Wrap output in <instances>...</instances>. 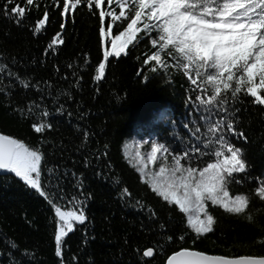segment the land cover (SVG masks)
Returning a JSON list of instances; mask_svg holds the SVG:
<instances>
[{"label": "trees", "instance_id": "obj_1", "mask_svg": "<svg viewBox=\"0 0 264 264\" xmlns=\"http://www.w3.org/2000/svg\"><path fill=\"white\" fill-rule=\"evenodd\" d=\"M37 2L39 8L33 7L19 25L0 11V63L32 84L39 82L40 88H8L6 73L0 78V87L11 92V96L0 94V134L20 139L42 153L45 191L62 209L73 207V197H89L87 221L74 225L75 230L65 238L63 264H166L170 255L184 248L228 258L264 256V201L255 195L264 181V106L252 103V98L245 95L246 87L232 97L234 82L227 93L222 89L221 99L229 102L236 131L246 137L232 138L243 151L247 171L234 175L229 191L247 195L249 206L242 214H232L209 205L215 220L213 232L197 237L188 228L185 215L144 183L125 158L124 149L135 135L172 146L177 155H182L177 135L188 145L200 139L204 143L211 140L207 130L211 125L201 121L193 109V104L199 103L197 95L208 99L214 91L207 71L201 69L197 77L193 70L197 85H192L185 75V62L171 48L161 51L165 67L154 61L145 65L144 60L160 48L153 47L151 38L141 31L126 55L109 58L104 77L95 82L103 51L111 50L110 41L105 43L99 36L100 27L107 30L112 23L111 17H105L103 25L99 19L101 10H109L107 0L101 9L91 11L81 4L66 17L61 15L62 0L60 8L52 0ZM3 3L0 0V9ZM45 7L49 22L41 33L34 34V24L43 17ZM135 7L130 2L129 19L113 23L112 36L126 28ZM111 8L118 14L117 5ZM57 33L64 43L56 47L55 54L49 51L45 55ZM156 35L152 33V37ZM153 68L157 69L155 73ZM30 103L34 107L29 114ZM18 108L24 110L23 114L16 111ZM45 110L49 112L47 117L42 115ZM189 111L195 119L189 124L191 134L184 128ZM152 118H157L156 122L150 123ZM39 122L51 127L36 133L32 124ZM167 157L172 160L171 154ZM181 162L189 166L187 160ZM210 162H215V157L206 154L193 157L190 166L202 168ZM49 169L58 170L61 177L64 171L69 173L59 185L66 199L61 200L59 189L48 185ZM73 172L82 176L83 196L73 187ZM125 188L130 195L121 198ZM55 227L54 211L44 197L14 174L0 176V264H12L8 253L17 264H61V258L55 255ZM10 242L17 245L15 250L9 247ZM148 247L155 250L151 260L142 256ZM26 251L31 255L25 256Z\"/></svg>", "mask_w": 264, "mask_h": 264}, {"label": "snow or ice", "instance_id": "obj_2", "mask_svg": "<svg viewBox=\"0 0 264 264\" xmlns=\"http://www.w3.org/2000/svg\"><path fill=\"white\" fill-rule=\"evenodd\" d=\"M130 2L136 5L134 16L130 18L123 31L112 36L113 23L129 19L127 10ZM104 3L105 0H62L61 15L66 17L81 4H86L91 11L93 8L101 9ZM52 4L60 8L61 0H52ZM107 4L109 10H101L99 19L103 25L105 17H111L112 23L108 25L107 30L101 26L99 36L105 43L110 41L111 50L105 48L103 51V62L95 69V82H100L104 77L109 58L126 55V49L137 41L138 34L143 31L151 38V45L153 47L159 45L160 48V51H155L144 60L145 65L154 61L157 65L165 67L166 62L161 57V51L171 48L185 62L183 64L185 75L192 85H197V80L192 78V71L194 70L199 77L200 70L204 69L208 73V82L214 86V91L208 99L197 95L195 100L199 103L193 104L195 114L200 116L201 121L211 125L207 129L212 134L211 140L204 143L203 139H200L188 145L177 135L182 145V155L175 154L172 146L165 143L149 141H145L146 144H151L146 158L140 152L136 153L139 165L137 171L151 191L163 201L177 207L179 212L185 215L188 228L197 237L211 233L215 220L209 212V205L232 214H242L249 206L247 195H232L229 191V184L233 181L234 175L247 171L243 151L235 146L232 138L243 137L246 140V137L242 132L236 131L235 123L231 119L233 113L229 111V102L226 98L221 99V96L232 88L234 82L232 97H236L246 87L245 95L252 98V103L264 106V95L261 94L264 90V0H107ZM113 4L119 7L118 14L111 8ZM33 7L39 8L37 0H4L0 11L5 18L19 25ZM49 15L48 8L45 7L43 17L34 24V34H39L46 28ZM64 28L65 24L62 23L61 32ZM153 32L157 34L156 37H152ZM63 43L61 33H57L47 45L45 55L49 51L55 54L56 47ZM152 71L155 73L157 69L153 68ZM5 73L8 77V88L14 89L19 86L25 90L29 87L40 90L39 82L32 84L30 79L21 78L6 64L0 63V78ZM0 94L11 96V92L5 87H0ZM33 107L32 103L28 104L29 114L32 113ZM16 111L21 114L24 112L19 108ZM60 114H63L62 111ZM42 115L47 117L49 112L45 110ZM190 123H195L193 111H189L184 124L189 134ZM32 127L36 133H43L51 125L39 122L33 123ZM167 154L172 155L171 163L168 162ZM206 154L214 155L215 162L207 163L202 168L190 166L193 157L200 158ZM99 158L97 156V159ZM161 158L164 162L159 165L158 170L149 167L155 166ZM182 159L187 160L189 166L182 164ZM42 161L43 155L39 150L29 147L20 139L0 134V172L14 174L15 178L44 197L51 205L56 218L55 255L61 258L63 264L65 238L75 230L74 225H83L87 221L85 209L89 197L84 199L73 197V207L69 210L62 209L59 204L49 199L45 191V184L42 182ZM68 175L69 173L64 171L61 177L58 170L49 169L48 185L59 189L60 183ZM72 178L73 187L80 189L83 196L82 176L77 177L73 172ZM235 182L241 183L239 180ZM59 192V198L66 199L63 189H59ZM128 195L130 193L125 188L121 198ZM255 195L264 201V181L255 189ZM168 239L171 240V237ZM9 247L15 250L17 245L10 242ZM8 255L12 264H17L12 254ZM24 255L31 254L26 251ZM154 255L153 247L142 251L145 258ZM166 264H264V256L228 258L224 255H210L184 248L170 255Z\"/></svg>", "mask_w": 264, "mask_h": 264}, {"label": "rangeland", "instance_id": "obj_3", "mask_svg": "<svg viewBox=\"0 0 264 264\" xmlns=\"http://www.w3.org/2000/svg\"><path fill=\"white\" fill-rule=\"evenodd\" d=\"M257 83H258V80H257ZM156 120L157 118L156 119L152 118L150 123L156 122ZM150 148H151V144L150 143L146 144L143 136L135 135L126 144L125 149H124V155L127 161H129V163L132 164L133 167L137 170L139 165L136 159V153L140 152V154L146 158L147 153L150 152ZM167 158H168V162L171 163L172 160L169 157ZM163 162H164L163 158H161L155 166L150 165L149 167L153 168L154 170H158L159 165Z\"/></svg>", "mask_w": 264, "mask_h": 264}, {"label": "water", "instance_id": "obj_4", "mask_svg": "<svg viewBox=\"0 0 264 264\" xmlns=\"http://www.w3.org/2000/svg\"><path fill=\"white\" fill-rule=\"evenodd\" d=\"M7 173H3V172H0V176H4V175H6ZM154 258V256L153 257H151V258H146V259H149V260H151V259H153ZM239 258V257H238Z\"/></svg>", "mask_w": 264, "mask_h": 264}]
</instances>
